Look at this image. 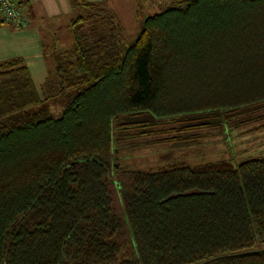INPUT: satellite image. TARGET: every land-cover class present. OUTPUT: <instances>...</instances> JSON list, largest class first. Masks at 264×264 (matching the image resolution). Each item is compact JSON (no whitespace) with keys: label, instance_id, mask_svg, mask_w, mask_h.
<instances>
[{"label":"trees","instance_id":"obj_1","mask_svg":"<svg viewBox=\"0 0 264 264\" xmlns=\"http://www.w3.org/2000/svg\"><path fill=\"white\" fill-rule=\"evenodd\" d=\"M71 1L43 98L24 58L0 61V264H264V153L128 169L113 136L123 114L264 107V0H177L131 43L106 5ZM66 91L59 115L42 106Z\"/></svg>","mask_w":264,"mask_h":264},{"label":"rangeland","instance_id":"obj_2","mask_svg":"<svg viewBox=\"0 0 264 264\" xmlns=\"http://www.w3.org/2000/svg\"><path fill=\"white\" fill-rule=\"evenodd\" d=\"M152 2L153 0H118L106 8L111 14L114 13L117 16L137 14V20L142 27L143 18L148 12L156 13L158 9L172 5L174 0H166L161 8L155 4L153 6ZM137 20L134 22V26H137ZM67 22L63 19L57 23H49L50 25L48 24L46 27L47 30H51V33L54 32V36L59 37V45L64 47L70 46L72 43L69 29L67 28L65 31L59 29L60 25ZM52 37L53 35H50L45 38L46 42H52ZM137 37L125 35L124 41L131 43ZM47 66L48 75L44 83L37 86L33 80L42 98L44 97L43 88L46 81L52 80L53 78L50 76L55 73L53 61L50 60V64ZM69 97L70 92L66 91L55 98L45 100L42 106H48L54 115H59ZM246 113V116L240 117L238 115H234L232 118L212 115L172 124L167 123V119H160L152 113L123 114L113 119V136L115 139L122 138L117 142H125L124 144L128 147L122 150L127 153L122 162L128 169L158 170L174 163L195 166L204 162L227 158L239 162L243 157L264 153V107L251 109ZM243 120L245 122L238 127L237 124ZM202 122H210L214 125H199L187 130L180 128L184 124L197 125ZM178 128L180 129L177 130ZM162 129H169V131L158 132ZM171 136H176L177 140L163 143L154 142L155 139ZM259 246L264 247V244H259Z\"/></svg>","mask_w":264,"mask_h":264},{"label":"crops","instance_id":"obj_3","mask_svg":"<svg viewBox=\"0 0 264 264\" xmlns=\"http://www.w3.org/2000/svg\"><path fill=\"white\" fill-rule=\"evenodd\" d=\"M22 6L29 23L27 26H18L16 22L5 21L0 14V61L12 58L22 57L31 72V76L37 86L44 83L48 75V66L50 64L45 54V38L54 32L47 30L49 23H54L65 19L67 23L60 25V30H66L70 20L75 17L77 10L71 0H22ZM91 2H100L104 5H113L118 0H86ZM177 1V0H174ZM166 0H153L161 8ZM154 6V5H153ZM162 9H158L160 11ZM153 13H147L148 16ZM144 17V18H145ZM123 26V37L125 35L138 36L142 27L137 20V14L130 16H118ZM143 18V19H144ZM129 23H128V21ZM137 26H134V22ZM50 25V24H49ZM52 37V38H53ZM58 39L59 37L56 36Z\"/></svg>","mask_w":264,"mask_h":264},{"label":"built area","instance_id":"obj_4","mask_svg":"<svg viewBox=\"0 0 264 264\" xmlns=\"http://www.w3.org/2000/svg\"><path fill=\"white\" fill-rule=\"evenodd\" d=\"M0 14L5 21L16 22L18 26L24 27L29 23L20 0H0Z\"/></svg>","mask_w":264,"mask_h":264}]
</instances>
